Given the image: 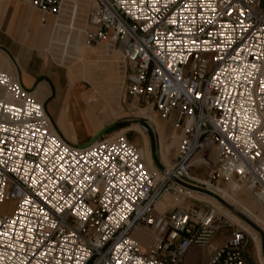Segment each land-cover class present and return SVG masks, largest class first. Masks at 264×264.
<instances>
[{
  "label": "built area",
  "instance_id": "built-area-1",
  "mask_svg": "<svg viewBox=\"0 0 264 264\" xmlns=\"http://www.w3.org/2000/svg\"><path fill=\"white\" fill-rule=\"evenodd\" d=\"M15 1L55 17L53 29L87 2L85 42L119 51L125 95L171 123L178 144L156 180L123 134L67 142L0 71V264H191L193 248L232 226L212 204L156 210L165 193L205 184L195 168L264 210V0ZM137 228L154 235L147 249ZM249 237L236 226L203 264H251Z\"/></svg>",
  "mask_w": 264,
  "mask_h": 264
},
{
  "label": "rangeland",
  "instance_id": "rangeland-1",
  "mask_svg": "<svg viewBox=\"0 0 264 264\" xmlns=\"http://www.w3.org/2000/svg\"><path fill=\"white\" fill-rule=\"evenodd\" d=\"M14 3H19L15 0H12ZM261 6H264V1H262ZM82 7V8H81ZM87 2L83 1L78 6V15L76 16V19L74 21V25L76 27L81 28L84 30L86 28V13H87ZM30 10V16L27 13H24L23 15L26 16V24L28 25L27 33H28V39H31V36L29 35V32L31 31V23L35 22L36 20H40L42 17L45 18V26H38L36 27V30L38 31V34L44 37L43 44L35 43L34 46L37 47L39 50V54L41 57L48 61H53L57 65V67H60L63 71V73L67 72V69H70L71 67L77 65L74 64L76 60L71 59L72 62L69 60H60L61 59V50L63 51V45L61 43L64 42L66 37H69V46L67 48L68 53L71 57L76 56V50L73 49L71 45H73L76 36L77 31L67 29L66 25H68L67 21L62 19L60 24V28L53 29V23L55 17L51 15H43L39 11L32 9L28 7ZM58 30V31H57ZM55 35H58V40L61 42L60 44L51 43L50 46L48 45V39L50 37H53ZM80 41L83 42L85 45H87L88 49H92L94 47H100L101 51H105L106 47L104 44L100 43H94V44H88L84 40L83 31L80 32ZM47 47V48H46ZM46 49V50H45ZM118 66L113 68L112 71L109 72L108 65L109 62L104 63V68L102 71L99 72L103 74L111 73L114 75V83H113V98L112 103L115 106L116 112L115 114H99L94 122V128L100 129L99 132L94 133L93 135L89 136L86 140L79 141V143H76L77 146H85L89 143H91L95 139H101V138H109L116 136L118 134H123L127 138H129L135 142V146L141 153L142 159L145 163L146 168L150 172H154L156 174L160 173L159 170L151 171L148 165V157L147 152L151 155H153L151 151L152 145H154L155 148V156L156 161L155 164L161 167L162 165H165L166 167H169L174 159V155L176 152V147L178 144V139L175 144L170 146L172 137L170 135L171 131L173 130L171 123H165L166 120L161 118L159 113L152 109L150 106L145 105L141 101H137V99H131L127 97L124 93V78H123V63L122 59L120 57V54L118 55ZM111 70V69H110ZM78 73V72H77ZM119 76V77H118ZM77 85L84 86L85 88L89 87V83H87L86 79L83 77L81 73L77 74ZM119 78V82L117 81ZM70 85V84H69ZM66 96L60 97L57 99V102L55 105H52L54 108V113L52 114V119L55 124V126L59 127V112L60 109L63 107V105L66 103ZM57 97L55 96L54 99ZM149 117L156 120L162 127L165 129L162 134H158L157 131H159L158 127L156 128V124L152 122ZM93 131V130H90ZM174 131V130H173ZM128 138V139H129ZM79 139V137L77 138ZM74 141V140H73ZM68 142V141H67ZM72 141H69V143ZM74 144V143H72ZM169 145V153H167V149ZM162 146V150L160 152V147ZM166 153L168 155H166ZM207 157L213 158V155L208 150L204 153ZM150 159V155H149ZM151 161V159H150ZM152 163V161H151ZM153 165V164H152ZM208 170L202 169V168H195L194 173L195 176L204 179L208 181ZM236 184V183H235ZM237 185V184H236ZM238 188L230 183L223 182V181H211L207 184H197L194 183V186H189L187 190H184L185 192H188V194H184V201L181 202L179 198L182 195L173 194L170 198V204L176 205L177 207L181 208H188L189 206H196L200 209L204 210L208 208L211 204L217 205L221 213L225 216L226 219H228L229 223L232 225L231 227H222L218 230V232L215 234L214 239L225 241L230 236L233 229L238 226L242 228V226H246L248 228V231L252 232L253 235H257V240L260 243V249H261V239L260 235L257 231L252 229L249 225H247L238 215L237 212L245 215L247 218L252 220L255 224H257L263 231L264 227L257 222L255 215L260 217L264 221V215H263V209L260 206V204L252 197L244 188L239 187ZM219 189H222L226 192L227 196H224L223 198L220 197L222 193L219 191ZM177 195L178 197H176ZM191 196V197H190ZM178 198V199H177ZM235 200V201H234ZM241 205L246 206L250 212H246ZM188 206V207H186ZM228 206H231L229 208ZM225 212V214H224ZM232 215H235L240 218V222L237 223L231 219ZM222 225L223 222H220ZM244 229V228H242ZM249 235L252 236L251 233ZM253 237V236H252ZM135 238L140 242L142 247L147 248L149 245H151L153 241V237L146 233L144 230H137L135 232ZM207 247V246H206ZM204 247L202 249L200 248H193L187 255V261L191 264H203L205 255L207 253V248ZM245 255L247 258V261L251 264H258L257 260L255 258V249H254V240H252L250 237L248 238V241L245 245ZM262 255V251H261ZM263 258V256H262ZM264 260V259H263Z\"/></svg>",
  "mask_w": 264,
  "mask_h": 264
},
{
  "label": "crops",
  "instance_id": "crops-1",
  "mask_svg": "<svg viewBox=\"0 0 264 264\" xmlns=\"http://www.w3.org/2000/svg\"><path fill=\"white\" fill-rule=\"evenodd\" d=\"M24 13L30 16V10L26 5L14 3L12 0H3L0 7V71L7 73L28 90L34 99L44 106L52 122L54 113L52 105H55L58 98L66 96V103L59 112V127L57 128L53 122L54 127L66 141H72L71 144L86 140L89 136L100 131L93 125L99 114L108 115L116 112L117 108L112 103L113 83L116 77L114 78L111 73L99 74V72L103 70L105 62L110 63L108 65L109 72L117 67L119 53H114L113 58L109 59L100 47L88 49V46L80 41L79 36L71 45L76 50V56L71 57L67 50L69 42L64 40L61 43L58 40V35L56 38L50 37L47 47L51 43L63 45L60 60H69L70 62H72L71 59L76 60L74 64L77 65L63 73L53 61L41 57L39 50L34 46L35 43L43 44L44 42L43 35L38 34L36 30L37 25L40 26V20L35 19V22L31 23L29 32L31 39H28L26 31L28 25ZM54 39L56 42L53 41ZM77 72L81 73L89 83L88 88L77 85ZM117 81H120L119 78ZM55 96L56 99H54ZM149 119L156 124V128L158 127V134H162L163 130L165 134L164 127L153 118L149 117ZM165 123L167 124L168 121ZM170 135L172 137L171 146L176 143L178 137L173 130ZM78 137L79 139H77ZM129 140L135 145L134 141L130 138ZM167 146V153H169V145ZM161 150L162 146L160 152ZM167 153L166 155H168ZM150 157L155 170L161 172L166 167L162 164L161 167L157 166L151 154ZM170 196V194L162 195L160 200L164 206L161 211L157 210L158 212L175 206L170 204ZM225 241L212 239L206 247L207 253L203 263L206 262L213 249L220 247Z\"/></svg>",
  "mask_w": 264,
  "mask_h": 264
},
{
  "label": "bare ground",
  "instance_id": "bare-ground-1",
  "mask_svg": "<svg viewBox=\"0 0 264 264\" xmlns=\"http://www.w3.org/2000/svg\"><path fill=\"white\" fill-rule=\"evenodd\" d=\"M2 3H3V2H2ZM1 5H2V4H1ZM0 7H1V6H0ZM81 8H82V7H81ZM78 12H79V11H78V9H77L76 14H75V17H74V19H73V22H72L71 24L68 23V25H66L67 29H71V30H75V31H77V33H76V36H77V37H79V36H80V32L83 31L81 28L76 27V26L74 25V21H75V19H76V16L78 15ZM61 26H63V25L60 24V25H59V28H60ZM57 31H58V30H57ZM56 36H57V35H55L54 37L56 38ZM53 41L56 42V39H54ZM65 41H66V42H69V37H68V36L66 37ZM105 47H106V46H105ZM103 52H104L105 56H106L107 58H109V59H110V58H113L114 53H116V52L119 53V51H118L117 49H115V48H107V47H106L105 51H103ZM138 152H139V150H138ZM139 154H140V156H141V153H140V152H139ZM149 155H150V154L147 152L149 168L151 169V171H155V168H154V166H153L152 163H151L152 160L150 161L151 157H150V159H149ZM141 158H142V156H141ZM193 164H194L195 166H199L200 162H199V157H198V156L195 157V158L193 159ZM151 173H154V172H151ZM154 174H155V179H156V180L160 179V177H161V176H160V173H158V174L154 173ZM195 178H196L197 180L201 181L202 183H205V184L208 183V181H206V180H204V179H201V178H199V177H197V176H195ZM230 184H232V185H234V186H236V187L238 188V186H237L235 183L230 182ZM219 191L222 193V195H221L220 197L223 198L224 196H227L226 192L223 191L222 189H219ZM165 194H170V195L173 196L172 193H165ZM175 196L178 197L177 195H175ZM190 197H191V196H190ZM177 199H178V198H177ZM179 200H180L181 202H183V201H184V195H182V196L179 198ZM234 201H235V200H234ZM212 205L218 207V206L215 205V204H212ZM163 206H164V204H163V203L161 202V200H160V201L158 202V204H157L156 210L161 211V210L163 209ZM186 207H188V206H186ZM241 207H242L246 212H248V213L251 214L250 210H249L246 206L241 205ZM218 208H219V207H218ZM263 212H264V211H263ZM224 214H225V212H224ZM263 215H264V213H263ZM254 217L256 218L257 222L260 223V224L264 227V221H263L260 217H258V216H256V215H255ZM231 219H232L233 221L237 222V223L240 222V218L237 217V216H235V215H232ZM242 228H244L246 231H248V228H247L246 226L243 225ZM137 230H140V228H137V229L134 230V232H133V236H134V237H135V232H136ZM143 230H144L146 233H149V234L154 238L153 233L147 231L146 229H143ZM248 232L251 233L252 236L254 237V235H253L252 232H250V231H248ZM148 247H150V245H149ZM148 247H147V248H148ZM147 248H144V247H143V249H147ZM254 249H255V258H256V260H257V263H258V264H264V260H263L262 255H261L260 243H259V241H258L257 239L254 240Z\"/></svg>",
  "mask_w": 264,
  "mask_h": 264
},
{
  "label": "water",
  "instance_id": "water-1",
  "mask_svg": "<svg viewBox=\"0 0 264 264\" xmlns=\"http://www.w3.org/2000/svg\"><path fill=\"white\" fill-rule=\"evenodd\" d=\"M151 151L153 152L152 154V159L154 161H156V156H155V148L154 145H152L151 147ZM229 208H231V206H228ZM237 215L247 224L249 225L252 229H254L255 231H257L260 235V239H261V251H262V256L264 259V231L257 225L255 224L252 220H250L249 218H247L245 215L237 212Z\"/></svg>",
  "mask_w": 264,
  "mask_h": 264
}]
</instances>
